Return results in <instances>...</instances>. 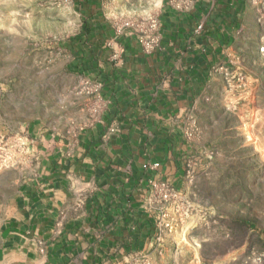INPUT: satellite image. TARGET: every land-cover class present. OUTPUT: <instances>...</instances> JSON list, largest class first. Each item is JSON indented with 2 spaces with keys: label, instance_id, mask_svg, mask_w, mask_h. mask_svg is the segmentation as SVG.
<instances>
[{
  "label": "rangeland",
  "instance_id": "1",
  "mask_svg": "<svg viewBox=\"0 0 264 264\" xmlns=\"http://www.w3.org/2000/svg\"><path fill=\"white\" fill-rule=\"evenodd\" d=\"M74 4L0 0V222L17 185L36 169L29 122L41 119L72 137L96 117V97L75 59L96 42L118 62V40L131 38L142 50L150 25L162 36L165 12L188 11L183 0H100L99 20L112 34L96 41L92 28L74 40L84 10ZM244 30L245 54L213 71L229 114H189L181 124L190 142L182 154L186 188L167 201L147 196L155 234L143 249L103 264H264V0H248Z\"/></svg>",
  "mask_w": 264,
  "mask_h": 264
},
{
  "label": "crops",
  "instance_id": "2",
  "mask_svg": "<svg viewBox=\"0 0 264 264\" xmlns=\"http://www.w3.org/2000/svg\"><path fill=\"white\" fill-rule=\"evenodd\" d=\"M247 11L248 0H195L190 11L165 12L150 54L131 38L118 40V62L97 47L105 60L86 73L101 84L95 119L72 137L41 119L27 125L36 169L0 222V264H103L147 245L156 232L144 202L150 181L186 188L184 117L229 114L214 69L248 49ZM147 161L160 166L146 169Z\"/></svg>",
  "mask_w": 264,
  "mask_h": 264
},
{
  "label": "built area",
  "instance_id": "3",
  "mask_svg": "<svg viewBox=\"0 0 264 264\" xmlns=\"http://www.w3.org/2000/svg\"><path fill=\"white\" fill-rule=\"evenodd\" d=\"M183 3L186 4V8L188 11L193 8L195 0H183ZM126 29L129 27V23L123 24ZM116 34L123 36H131V32L129 31H115ZM145 40L142 43V51L146 54H150L157 49L160 45V33L155 23L150 25L148 30L145 33ZM260 51H264V46L260 47ZM117 54H114L113 57H116ZM85 85L88 90L97 98L99 94V90L101 84L99 82H91V80L87 79L85 81ZM111 131H115V128H111ZM160 166V162L158 161H147L143 164V167L146 169L156 170ZM151 189L149 192V201L153 198L158 197L159 199H163L165 201L169 200L170 196L176 195L178 193L176 189L168 182V181H155L151 180Z\"/></svg>",
  "mask_w": 264,
  "mask_h": 264
},
{
  "label": "trees",
  "instance_id": "4",
  "mask_svg": "<svg viewBox=\"0 0 264 264\" xmlns=\"http://www.w3.org/2000/svg\"><path fill=\"white\" fill-rule=\"evenodd\" d=\"M227 2H229L230 0H226ZM99 4H100V0H84V5L83 7V25H82V34L80 33L79 36L73 38L75 39H80L81 38H86L87 39V32L89 31V29L94 30L97 29L98 34L97 35H93L96 37V40H100L101 36L103 35H110V33H106V31H108L109 28H107L100 20H99ZM194 8V6H193ZM192 8V9H193ZM190 9V10H192ZM189 10V11H190ZM95 19V21H91V19ZM89 18V19H87ZM94 22V24L92 23ZM94 32H91L94 34ZM125 37H123L122 39H124ZM86 42V41H85ZM161 43V42H160ZM69 45L71 47H73L74 45L72 44V41H70ZM68 45V46H69ZM160 46V45H159ZM100 48V46H95V49L89 51L90 54L86 55V57H78L76 60V62L74 63V68L78 71V72H82V73H87L90 72L92 69H94L96 67V63H97V58H102L103 60H105L104 57V53L105 52H101V50L98 51V53H96V49ZM97 55H96V54ZM94 54V55H93Z\"/></svg>",
  "mask_w": 264,
  "mask_h": 264
}]
</instances>
